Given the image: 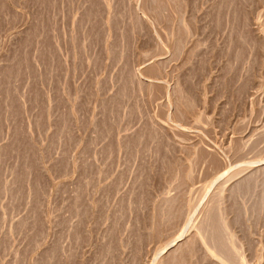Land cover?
Listing matches in <instances>:
<instances>
[{"label":"rangeland","instance_id":"rangeland-1","mask_svg":"<svg viewBox=\"0 0 264 264\" xmlns=\"http://www.w3.org/2000/svg\"><path fill=\"white\" fill-rule=\"evenodd\" d=\"M263 162L264 0H0V264H170L218 186L264 264Z\"/></svg>","mask_w":264,"mask_h":264},{"label":"bare ground","instance_id":"bare-ground-1","mask_svg":"<svg viewBox=\"0 0 264 264\" xmlns=\"http://www.w3.org/2000/svg\"><path fill=\"white\" fill-rule=\"evenodd\" d=\"M160 3V2H159ZM158 3V4H159ZM159 6V5H158ZM161 7V6H160ZM231 13V12H230ZM182 27V26H181ZM185 32V31H184ZM178 39V38H176ZM181 40V39H180ZM183 41V40H182ZM179 45V44H178ZM239 57V56H238ZM152 69V68H151ZM144 83V82H142ZM178 91V90H177ZM176 92V90H175ZM178 94V93H177ZM188 101V100H187ZM186 101V103H187ZM190 104V103H189ZM178 111V110H177ZM263 161V160H262ZM192 162V161H191ZM256 162H259L256 161ZM87 165V164H86ZM259 165V164H258ZM81 167V166H80ZM97 167V166H96ZM260 169L264 172V162L263 164L260 166ZM84 170V169H83ZM258 171V170H257ZM82 172V171H81ZM254 172V170H253ZM223 174L222 173L220 175H218L216 177V179H218L219 177H221ZM252 174V173H251ZM251 174H250V179H251ZM255 174V173H254ZM253 174V175H254ZM264 174V173H263ZM262 174V175H263ZM180 175V174H179ZM182 175V173H181ZM82 177V176H81ZM249 177V175L244 176L238 180H236L230 187L229 191L232 192L234 191V189L236 188V186H239V184L241 185L243 182L246 181V179ZM263 180H264V175L262 176ZM188 178V177H187ZM215 179V180H216ZM91 180V179H90ZM262 180V181H263ZM183 182V181H182ZM183 184V183H182ZM119 185V184H118ZM246 185V184H245ZM240 187V186H239ZM242 189V186L240 188V190ZM82 190H80L81 192ZM84 191V190H83ZM224 191V187L223 186H218L217 190L215 192L212 193L211 197L209 198V204L207 205V207L204 209L203 212V218L200 222L199 225H196L195 227V231L194 234H192L191 238L187 239L184 241V243L182 245H179L178 247H176V249L178 250L180 247L184 246L188 249H190L191 251H195V250H201L205 257H210L211 259H214V261L217 264H229V259L232 258V260L234 259V263L236 264L237 262H241L242 258H241V253L239 254V251L236 248V245L238 246L239 243L237 242V244L235 243V239L232 235V233L230 232L226 221L224 220V218L222 217V215L220 214V216L215 217L216 215L214 213H212V210L215 209L213 212H215L216 210L218 211L219 209V201L222 199V193ZM236 193V192H235ZM233 194V196L235 195L233 192L231 193ZM230 195V194H229ZM91 196V195H90ZM175 196V195H174ZM182 196V195H181ZM232 196V195H231ZM236 196V195H235ZM255 196V195H254ZM82 197V196H81ZM227 197V196H226ZM248 198V197H247ZM261 198V197H260ZM172 199V198H171ZM176 199V198H175ZM229 199V198H228ZM234 199V198H233ZM98 200V199H97ZM173 200V199H172ZM100 201V200H99ZM175 201V200H174ZM160 202V201H159ZM179 202H181L179 200ZM261 202V201H260ZM72 203V202H71ZM77 203V202H76ZM173 205V204H172ZM177 205V204H176ZM180 205V204H179ZM85 206V205H84ZM167 206V205H166ZM170 207V206H169ZM177 207V206H176ZM166 208V207H165ZM174 208V207H173ZM250 208V207H249ZM168 209V207L166 208ZM176 209V208H175ZM174 209V210H175ZM83 210V209H82ZM165 210V209H164ZM171 210V209H170ZM170 210H168L170 212ZM68 212V211H67ZM157 212V211H155ZM176 212H178L176 210ZM168 213V212H167ZM174 213V211L172 212ZM64 214V213H63ZM160 214V213H159ZM171 214V213H170ZM215 216H214V215ZM169 215V214H168ZM173 215V214H172ZM177 215V214H176ZM182 215V214H181ZM218 215V214H217ZM161 216V215H160ZM170 216V215H169ZM167 216V217H169ZM157 217V216H156ZM177 217V216H176ZM54 218V217H53ZM173 219V217H171ZM82 219V218H81ZM166 219V218H165ZM168 219V218H167ZM176 219V218H175ZM248 219V218H247ZM177 221V220H176ZM190 221L191 218L187 219L186 224H185V228L181 231V233L179 234L178 237H183L186 236V232L188 230V227L190 225ZM155 222V221H154ZM175 222V221H174ZM159 223V222H158ZM165 223V222H163ZM160 224V223H159ZM175 224V223H174ZM155 225V224H154ZM164 225V224H163ZM171 225V224H170ZM54 227V226H53ZM156 227V226H155ZM109 229V228H108ZM64 231V230H63ZM156 231V229H155ZM104 232V231H103ZM73 234V233H72ZM105 236V235H104ZM111 236V235H110ZM57 237V236H56ZM71 237V236H70ZM177 237V238H178ZM58 238V237H57ZM175 239L171 240L170 243L175 242L176 241V237H174ZM184 239V238H183ZM179 240V239H178ZM182 240V239H181ZM106 242V241H105ZM177 242V241H176ZM180 243V242H179ZM72 245V244H71ZM94 245V244H93ZM169 245V243H168ZM57 246V245H56ZM172 246V245H171ZM51 247V246H50ZM240 247V246H239ZM238 247V248H239ZM49 248V247H48ZM57 248V247H56ZM61 248V247H60ZM167 248V247H166ZM111 249V248H110ZM164 249V248H163ZM171 249V248H170ZM171 252V254H173V256H170L171 254L169 253V256L172 258L171 262L174 263L178 262L177 264H180V261L182 260L180 257V252H178L179 258L176 257L175 251ZM52 250V249H51ZM55 250V248H54ZM58 250V249H57ZM162 250V249H161ZM160 250V251H161ZM165 250V249H164ZM163 250V251H164ZM184 251V250H183ZM188 251V250H187ZM174 252V253H173ZM186 252V250L184 251ZM189 252V251H188ZM197 252V251H196ZM160 253V252H159ZM194 253V252H193ZM201 253V252H200ZM71 254V253H70ZM114 254V253H113ZM187 253H185L186 255ZM55 255V254H54ZM62 256V255H61ZM168 256V257H169ZM184 256V255H183ZM60 257V256H59ZM188 257V256H187ZM193 257V256H192ZM204 257V256H203ZM204 257V259H205ZM100 258V257H99ZM56 259V258H55ZM61 259V258H60ZM90 259V258H89ZM169 259H166L169 263ZM206 260H208L206 258ZM165 261V262H167ZM59 262V261H58ZM170 262V264H171ZM155 263V262H154ZM173 263V264H174ZM211 263V262H210ZM233 263V262H231ZM233 263V264H234ZM71 264V263H70ZM167 264V263H166ZM215 264V263H214Z\"/></svg>","mask_w":264,"mask_h":264}]
</instances>
